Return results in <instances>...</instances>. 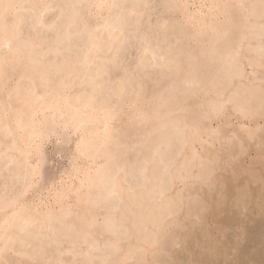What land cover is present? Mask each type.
Returning <instances> with one entry per match:
<instances>
[{"label": "rangeland", "instance_id": "1", "mask_svg": "<svg viewBox=\"0 0 264 264\" xmlns=\"http://www.w3.org/2000/svg\"><path fill=\"white\" fill-rule=\"evenodd\" d=\"M212 2L227 10L218 27L186 22L188 12L198 15ZM263 24L264 0H0V264H264ZM27 97L55 106L44 115L58 130L34 136L40 154L32 149L27 167L43 162L23 198L42 211L67 202L68 216L52 224L15 220L19 213L3 219L29 177L17 150L28 145L14 133L28 129L21 117ZM91 115L90 126L109 118L114 131L96 162L74 150L81 131L73 120ZM86 169L96 172L92 192L76 206ZM61 187H70L67 198Z\"/></svg>", "mask_w": 264, "mask_h": 264}, {"label": "bare ground", "instance_id": "2", "mask_svg": "<svg viewBox=\"0 0 264 264\" xmlns=\"http://www.w3.org/2000/svg\"><path fill=\"white\" fill-rule=\"evenodd\" d=\"M27 1V0H26ZM29 1V0H28ZM175 1V0H174ZM215 1H217V0H215ZM222 1V0H221ZM94 2V1H93ZM96 2V1H95ZM100 2V1H99ZM102 2V1H101ZM101 2H100V5H101ZM172 2V1H171ZM177 2V1H176ZM224 2V1H223ZM43 3V2H42ZM73 3V2H72ZM180 3V2H179ZM178 3V4H179ZM185 3V2H184ZM215 3H217V2H215ZM219 3H221V2H219ZM213 4V2L211 3V5H208V6H206V9H205V11L203 10L204 8H200L201 10H200V12H198V15H195L196 13H194V12H186L187 14L185 15V20H186V22L187 23H189V25L191 24V26L193 25V26H195L198 30H201V29H208V28H212L213 26H215V20H217V18H219V16L220 15H222V14H224L225 15V13L227 12V10H226V12H224L225 11V8H223V7H225V5L223 6V5H221V4ZM23 4V3H22ZM27 4H29V2L27 3ZM96 4H98L97 2L95 3V5L94 6H99V5H96ZM29 5H31V4H29ZM134 5V4H133ZM205 6V5H204ZM230 6V5H229ZM10 7V6H9ZM112 7V6H111ZM122 7V6H121ZM244 7V6H243ZM24 8V7H23ZM22 8V9H23ZM100 8H101V6H100ZM169 8V7H168ZM228 7H226V9H227ZM17 9H19V8H17ZM92 9V8H91ZM97 9L98 8H96V11H97ZM119 9V8H118ZM131 9V8H130ZM230 9V8H229ZM245 9H246V7H245ZM33 10H35V9H33ZM112 10V9H111ZM199 10V9H198ZM231 10V9H230ZM100 11V10H99ZM103 11V10H102ZM168 11V10H167ZM171 11H172V9H171ZM193 11V10H192ZM35 12V11H34ZM122 12V11H121ZM183 12V11H182ZM229 12V11H228ZM239 12V11H238ZM21 13V12H20ZM104 13V12H103ZM132 13H133V11H132ZM179 13V12H178ZM199 13H201L202 15H200L199 16ZM232 14L234 13V12H231ZM44 14V13H43ZM228 15H229V13H227ZM77 15V14H76ZM246 15V14H245ZM4 16V15H3ZM21 17V16H20ZM68 18V17H67ZM118 18V17H117ZM248 18V17H247ZM17 19V18H16ZM24 19V18H23ZM83 19V18H82ZM118 19H120V18H118ZM126 19V18H125ZM34 20V19H33ZM38 20V19H37ZM231 21H233V19H230ZM235 20V19H234ZM244 20V19H243ZM20 21V20H19ZM227 22V21H226ZM234 22V21H233ZM36 23V22H35ZM68 23V22H67ZM218 23V22H217ZM107 24V23H106ZM186 24V23H185ZM225 24V23H224ZM230 24V23H229ZM18 25V24H17ZM32 25V24H31ZM248 25V24H247ZM264 25V24H263ZM96 26V25H95ZM224 26H226V25H224ZM230 26V25H229ZM243 26V25H242ZM27 27V26H26ZM104 27V26H103ZM184 27V26H183ZM216 27H218V25H216L215 26V28ZM221 27V26H220ZM219 27V28H220ZM254 27V26H253ZM20 28V27H19ZM64 28V27H63ZM195 28V29H196ZM98 29V28H97ZM182 29V28H181ZM185 29V28H184ZM190 29V28H189ZM193 29H194V27H193ZM256 29V28H255ZM261 29V28H260ZM179 30H180V28H179ZM221 30V29H220ZM66 31H67V29H66ZM71 31V30H70ZM111 31V30H110ZM189 31V30H188ZM95 32V31H94ZM104 32V31H103ZM178 32V31H177ZM190 32V31H189ZM254 32V31H253ZM112 33V32H111ZM110 33V34H111ZM115 33V32H114ZM179 33V32H178ZM26 34V33H25ZM109 34V35H110ZM181 34V33H180ZM190 34V33H189ZM205 34V33H204ZM242 34V33H241ZM96 35V34H95ZM112 35V34H111ZM238 35H239V33H238ZM24 36V35H23ZM94 36V35H93ZM92 36V37H93ZM98 36V35H97ZM218 36H220V35H218ZM0 37H2V36H0ZM230 37V36H229ZM260 37V36H259ZM19 38V37H18ZM245 38V37H244ZM26 39V38H25ZM24 39V40H25ZM228 39V38H227ZM232 39V38H231ZM5 40V39H4ZM19 40V39H18ZM21 40V39H20ZM44 40V39H43ZM214 40V39H213ZM200 41H201V39H200ZM225 41V40H224ZM20 42V41H19ZM34 42V41H33ZM40 42V41H39ZM64 42V41H63ZM86 42V41H85ZM206 42H207V39H206ZM240 42H241V39H240ZM22 43V42H21ZM92 43V42H91ZM187 43V42H186ZM210 43H211V41H210ZM223 43V42H222ZM236 43H239V42H236ZM16 44V43H15ZM28 44V43H27ZM40 44V43H39ZM100 44V43H99ZM97 45V44H96ZM258 45V44H257ZM1 46V45H0ZM19 46H21V45H19ZM24 46V45H23ZM194 46V45H193ZM214 46V45H213ZM227 46V45H226ZM230 46V45H229ZM250 46V45H249ZM25 47V46H24ZM37 47V46H36ZM93 47V46H92ZM233 47H236V46H233ZM264 48V47H263ZM185 49V48H184ZM201 49V48H200ZM234 49H236V48H234ZM262 49V48H261ZM202 50V49H201ZM222 50V49H221ZM195 51V50H194ZM212 51V50H211ZM224 51V50H223ZM226 51V50H225ZM34 52V51H33ZM216 52V51H215ZM88 53V52H87ZM198 53V52H197ZM217 53V52H216ZM219 53V52H218ZM224 54V53H223ZM104 55V54H103ZM213 56V55H212ZM90 57V56H89ZM113 57V56H112ZM197 57H198V55H197ZM221 57V56H220ZM258 57V56H257ZM89 59V58H88ZM219 59V58H218ZM261 59V58H260ZM13 60V59H12ZM35 60V59H34ZM84 60V59H83ZM262 60V59H261ZM11 61V60H10ZM229 62V61H228ZM11 64V63H10ZM225 64V63H224ZM233 66V65H232ZM11 68V67H10ZM37 69V68H36ZM101 70V69H100ZM3 71V70H2ZM28 71V70H27ZM38 71H39V69H38ZM182 71V70H181ZM108 72V71H107ZM115 72V71H114ZM42 73H44V71L42 72ZM60 73V72H59ZM8 75V74H7ZM101 75V74H100ZM61 77V76H60ZM59 77V78H60ZM89 77H90V75H89ZM32 78V77H31ZM62 78V77H61ZM231 78V77H230ZM4 79H5V77H3V74L1 73V71H0V86H2L3 85V83H4ZM46 79V78H45ZM69 79V78H68ZM43 80V79H42ZM67 80V79H66ZM9 81V80H8ZM78 82V81H77ZM124 82V81H123ZM186 82H187V80H186ZM121 83V82H120ZM101 84V83H100ZM83 85V84H82ZM6 86V85H5ZM55 86H56V84H55ZM54 86V87H55ZM95 86V85H94ZM98 86V85H97ZM59 87H60V85H59ZM103 87V86H102ZM22 88V87H21ZM57 89H58V87H56ZM56 89V90H57ZM67 89V88H66ZM34 90V89H33ZM62 91L64 90L63 89V87H62V89H61ZM81 90V89H80ZM38 92H39V90H37ZM42 91V90H41ZM40 91V92H41ZM65 91V90H64ZM74 91H75V89H74ZM150 91V90H149ZM21 92V91H20ZM31 92V91H30ZM57 92V91H56ZM66 92V91H65ZM100 92H101V90H100ZM227 92V91H226ZM33 93V92H32ZM58 93H59V91H58ZM68 93H70V92H68ZM2 94V93H1ZM30 94V93H29ZM67 94V93H66ZM85 94V93H84ZM87 94V93H86ZM193 94V93H192ZM23 96H25V95H23ZM42 96H44V94L42 95ZM63 96V95H62ZM69 96V95H68ZM86 96V95H85ZM40 97V96H39ZM59 97V96H58ZM64 97V96H63ZM126 97V96H125ZM60 98V97H59ZM62 98V97H61ZM69 98V97H68ZM67 98V99H68ZM93 98V97H92ZM123 98V97H122ZM151 98V97H150ZM225 98V97H224ZM17 99H23L22 98V96H21V94H20V96L17 98ZM49 99H50V97H49ZM48 98H47V100H49ZM63 99H66V95H65V97L63 98ZM66 99V100H67ZM70 99V98H69ZM68 99V100H69ZM105 99V98H104ZM126 99H127V97H126ZM146 99V98H145ZM54 100V99H53ZM67 100V101H68ZM72 100V99H71ZM75 100V99H74ZM118 100V99H117ZM133 100V99H132ZM3 101V100H2ZM86 101V100H85ZM90 100H88V102H89ZM108 101V100H107ZM119 101V100H118ZM127 101V100H126ZM59 102H61V101H59ZM63 102V101H62ZM66 102V101H65ZM101 102H102V100H101ZM104 102V101H103ZM120 102V101H119ZM194 102V101H193ZM92 103V102H91ZM118 103V102H117ZM121 103V102H120ZM119 103V104H120ZM136 103V102H135ZM144 103V102H143ZM56 104H58V103H55V105ZM74 104V103H73ZM77 104V103H76ZM80 104V103H79ZM106 104V103H105ZM104 104V106H106ZM122 104V103H121ZM125 104V103H124ZM193 104H195V103H193ZM201 104V103H200ZM67 105V104H66ZM69 105V104H68ZM72 105V104H71ZM84 105H85V103H84ZM97 105V104H96ZM114 105V104H113ZM196 105V104H195ZM221 105V104H220ZM52 106V108H53V105H51L50 103H44V104H41V103H39V102H36L34 99H32V98H30V99H28V97L25 99V100H23V105H22V110H23V114L21 115V117L23 118V120L25 121V124L28 126V129L26 130V131H22V132H20V131H18L17 130V128H15V130H14V133H15V136H16V138L17 139H19V141H22L21 143H26V146L28 145V147L25 149H22L20 146H21V144H20V146H19V149H18V145H17V150H18V152L20 151V157H21V159H22V165L24 166L23 168V170L26 172L27 171V174L29 175V177H28V179H27V182H23V184H25V186H24V188L21 190V192H19L18 190V194L15 196V198L14 199H12L6 206H5V208H4V210H7L9 213H8V215L6 216V217H4L3 219L4 220H7V217H11V216H13L14 214H17V213H19L20 215L18 216V218H16L15 220H17V219H22V218H25V220H26V218L27 217H30V219L31 218H33V220H35V221H37L39 224H42L45 220H46V222H50V220H51V224H52V222H53V218H57V217H60V216H66L69 212H70V206L69 205H67V204H65V203H67V202H64V204L62 203L63 201H61V203H60V199H59V210L57 211V210H54L53 208H50L49 207V205H48V207L49 208H46V206L47 205H45V211L43 210H41L40 209V206L39 205H37V206H39V208H35V206L33 207L30 203H28L26 200H24L23 198H24V196H25V193L27 192V190L28 189H30L31 187H33V184L35 183V178H36V176L38 175L39 176V174H40V166L42 165V162H43V160H42V162L41 163H39V164H41L40 166L38 165V161H36V163L35 164H31L30 166L31 167H27V166H29L28 164H30V153H31V150L32 149H35L39 154H40V145L42 144H40V142H39V144H35V145H32L31 143H33L32 141L34 140V136H37L40 140L42 139V138H44V136L43 135H45V136H47L48 134H50V133H56L57 132V130H58V126H57V121L55 122V121H53V120H51V119H49L48 117L46 118L45 117V115H44V111H45V109H49L50 107ZM58 106V105H57ZM82 106V105H81ZM87 106H89V105H87ZM110 106L111 105H108V109H110ZM204 106V105H203ZM102 107H103V105H102ZM101 107V108H102ZM124 107V106H123ZM134 107H135V105H134ZM214 107V106H213ZM54 108H55V106H54ZM53 108V109H54ZM60 108V107H59ZM58 108V109H59ZM69 108H71L70 107V105H69ZM73 108H76V107H73ZM85 108H86V106H85ZM88 108V107H87ZM118 108V107H117ZM132 108V107H131ZM187 108H188V106H187ZM99 109V108H98ZM97 109V110H98ZM104 109V108H103ZM102 109V110H103ZM108 109H105V110H107L108 111ZM135 109V108H134ZM138 109V108H137ZM60 110V109H59ZM84 110V109H83ZM96 111V109H94L93 108V111ZM113 110L115 111V105L113 106ZM119 110V109H118ZM118 110H117V112H118ZM236 110V109H235ZM70 112H71V110H69ZM73 111V110H72ZM76 111H78V110H76ZM85 111V110H84ZM111 111V110H110ZM217 111V110H216ZM60 112V111H59ZM116 112V113H117ZM121 112V111H120ZM132 112H134V111H132ZM131 112V113H132ZM137 112V111H136ZM57 113V112H56ZM65 113V112H64ZM74 113H75V111H74ZM90 113H91V111H90ZM95 113V112H94ZM141 113V112H140ZM185 113V112H184ZM46 114V113H45ZM58 114V113H57ZM69 114H71V113H69ZM77 114H79V113H77ZM77 114H75V115H77ZM82 114V113H81ZM119 114H121V113H119ZM118 114V115H119ZM149 114V113H148ZM195 114H196V112H195ZM43 116V117H41V118H38V116ZM54 115H55V113H54ZM63 115V114H62ZM80 115V114H79ZM79 115H78V117H79ZM85 115V114H84ZM84 115H81L82 117H84ZM108 115V114H107ZM156 115V114H155ZM188 115V114H187ZM74 116V115H73ZM88 116V115H87ZM97 116L99 117V114H97ZM57 117H58V115H57ZM68 117H69V115H68ZM77 117V116H76ZM75 117V118H76ZM82 117H80V118H82ZM101 117H103V116H101ZM115 117H116V115H115ZM128 117V116H127ZM12 118V117H11ZM61 118V117H60ZM72 118V117H71ZM90 120L87 122H84V120L82 121V119L81 120H73V125H74V130H77V129H79L80 131H81V136H80V139L78 140V142H76L77 144L76 145H74V146H76L75 148L76 149H74V150H76L77 151V153L78 154H80V155H86L87 157H89V158H91L92 159V162H96L97 161V159H99L100 157H102V155H100V154H98L97 153V149L98 148H100L99 146L100 145H103V146H105L104 145V143L105 142H108V138L112 135V133L114 132L112 129H113V127H112V129L111 128H109L108 127V124H109V118H97V122L95 123V124H92V126H90L89 124H90V122L91 121H93V119L95 120V116H90V117H88ZM87 118V119H88ZM52 119H53V117H52ZM73 119V118H72ZM79 119V118H78ZM117 119V118H116ZM187 121H188V118H185ZM12 120V119H11ZM58 120V119H57ZM131 120H133V119H131ZM161 120V119H160ZM14 121V120H13ZM63 121V120H62ZM206 121V120H205ZM94 122V121H93ZM133 122V121H132ZM2 123H3V121H2ZM152 123V122H151ZM163 123V122H162ZM21 125H22V123H20ZM60 124V123H59ZM72 124V123H71ZM125 124V123H124ZM186 124H188V122H186ZM6 125V124H5ZM8 125V124H7ZM6 125V126H7ZM120 125V124H119ZM144 125V124H143ZM142 125V126H143ZM185 125V124H184ZM63 126V125H62ZM64 126H65V124H64ZM99 126H104V128H102V130L100 131L99 129H100V127ZM193 126V125H192ZM66 127H67V125H66ZM175 127V126H174ZM7 128V127H6ZM20 128V127H19ZM60 128V127H59ZM62 128V127H61ZM8 129V128H7ZM135 129V128H134ZM198 129V128H197ZM202 129V128H201ZM201 129H198V130H200L201 131ZM9 130V129H8ZM67 130H68V128H67ZM180 130V129H179ZM196 130V129H195ZM63 131H64V128H63ZM262 131V130H261ZM9 132V131H8ZM67 132V131H66ZM181 132V131H180ZM196 132V131H195ZM198 132V131H197ZM10 133V132H9ZM14 133L13 134H11V135H14ZM59 133V132H58ZM62 132L60 131V134H61ZM183 133V132H182ZM205 133V132H204ZM207 133V132H206ZM67 134V133H66ZM116 134V133H115ZM114 134V135H115ZM124 134V133H123ZM122 134V131H121V135L120 136H122L123 135ZM181 134V133H180ZM184 134V133H183ZM57 135V134H56ZM62 135V134H61ZM69 135V134H68ZM133 135V134H132ZM189 135V134H188ZM63 136V135H62ZM62 136H61V138H62ZM117 136H118V134H117ZM181 136V135H180ZM195 136V135H194ZM64 137H67V135L66 136H64ZM119 137V136H118ZM3 138V137H2ZM115 138V137H114ZM117 138V137H116ZM198 138H199V136H198ZM207 138V137H206ZM260 138V137H259ZM258 138V139H259ZM58 139V138H57ZM64 139V138H63ZM69 139V138H68ZM120 139V138H119ZM146 139V138H145ZM13 139H11V141H12ZM39 140V141H40ZM44 140V139H43ZM64 140H66V138L64 139ZM16 141V140H15ZM38 141V140H37ZM111 141V140H110ZM142 141H143V139H142ZM155 141V140H154ZM262 141H263V139H262ZM6 142V141H5ZM3 143V144H5L6 145V143ZM10 142V141H9ZM14 142V141H13ZM67 142V141H66ZM255 142H256V140H255ZM258 142V141H257ZM12 143V142H11ZM19 143V142H18ZM109 143V142H108ZM113 143H114V141L112 140V145H113ZM117 143L118 142H116V145H117ZM120 143V142H119ZM183 143V142H182ZM189 143H192V142H189ZM197 143H199V142H197ZM196 143V144H197ZM261 143V142H260ZM67 144V143H66ZM142 144V143H141ZM252 144V143H251ZM255 144V143H254ZM264 144V143H263ZM13 144H11V146H12ZM126 145V144H125ZM190 145V144H189ZM253 145V144H252ZM258 145V144H257ZM7 146V148H8V145H6ZM11 146H10V149H11ZM23 146V145H22ZM203 146V145H202ZM206 146V145H205ZM110 147V146H109ZM204 147V146H203ZM244 147V146H243ZM2 148V147H1ZM127 148V147H126ZM143 148V147H142ZM150 148V147H149ZM13 149V148H12ZM193 149V148H192ZM4 150V149H3ZM3 150H2V152H3ZM9 150V149H8ZM104 150V149H103ZM10 151H12V150H10ZM43 151V150H42ZM146 151V150H145ZM194 151V150H193ZM17 152V153H18ZM124 152V151H123ZM4 153V152H3ZM35 153V152H34ZM43 153V152H42ZM72 153V152H71ZM76 153V154H77ZM121 153V152H120ZM130 153V152H129ZM194 153V152H193ZM119 154V153H118ZM113 155H115L116 156V154H114L113 153ZM112 155V156H113ZM129 154H127V156H128ZM131 155V154H130ZM198 155V154H197ZM39 156V155H38ZM257 156H259V155H257ZM264 156V155H263ZM10 157V156H9ZM105 157V159L107 160V157L106 156H104ZM110 156H108V158H109ZM117 157V156H116ZM260 157V156H259ZM262 157V156H261ZM74 158H76V157H74ZM86 158V157H85ZM263 158V157H262ZM6 159V158H5ZM77 159V158H76ZM87 159V158H86ZM112 159H113V161H114V158L112 157ZM264 159V158H263ZM34 160V159H33ZM40 160V159H39ZM110 160V159H109ZM117 160V159H116ZM124 160V159H123ZM123 160H120L121 162L123 161ZM127 160V159H126ZM10 161V160H9ZM75 161V160H74ZM111 161V164L113 163L112 162V160H110ZM136 161V160H135ZM254 161V160H253ZM8 162V161H7ZM115 162V161H114ZM124 162H126V161H124ZM17 163H19V162H17ZM74 163V162H73ZM88 163V162H87ZM108 163V162H107ZM106 163V164H107ZM116 163V162H115ZM119 162H118V160H117V164H118ZM131 163V162H130ZM7 164V163H6ZM71 164H72V162H71ZM116 164V165H117ZM134 164V163H133ZM148 164H149V162H148ZM14 165V164H13ZM17 165V164H16ZM80 165V164H79ZM108 165V164H107ZM138 165V164H137ZM261 165V164H260ZM77 166H78V164H77ZM98 166V165H97ZM124 166V165H123ZM145 166V165H144ZM143 166V167H144ZM6 167V166H5ZM8 167H10V166H8ZM16 167V166H15ZM25 167H26V169L27 170H25ZM109 167V166H108ZM117 167H119V164H118V166ZM258 167V166H257ZM7 168V167H6ZM5 168V169H6ZM20 168H22V167H20ZM73 168V167H72ZM71 168V169H72ZM135 168V167H134ZM133 168V169H134ZM253 168V166L251 167V169ZM70 169V168H69ZM95 169V168H94ZM150 169V168H149ZM250 169V170H251ZM18 170H19V166H18ZM77 170V169H76ZM151 170V169H150ZM154 170V169H153ZM19 171H22V170H19ZM19 171H18V173H19ZM85 171V170H84ZM84 171H82L83 172V174H84V177L82 178V179H80V185L79 186H77L76 187V189H75V191L73 192V193H76L75 195V197H76V201L75 202H73L76 206H79L80 204H82L84 201H85V199H87V198H89V195H91V192H92V185H93V183H94V176L92 175L93 173H94V175L96 174V172L95 171H92L93 173H90L89 171L90 170H87L86 169V171L87 172H84ZM113 171V170H112ZM125 171V170H124ZM144 171H145V168H144ZM122 172V171H121ZM251 172H252V170H251ZM110 173V172H109ZM108 173V174H109ZM124 173V172H123ZM126 173V172H125ZM145 173H146V171H145ZM176 173H178V171L176 172ZM16 174V173H15ZM20 174H21V172H20ZM23 174H25V173H23ZM22 174V175H23ZM64 174V173H63ZM82 174V175H83ZM111 174H113V173H111ZM129 174V173H128ZM127 174V175H128ZM173 174V173H172ZM18 175V174H17ZM26 175V174H25ZM24 175V179L26 178V176ZM65 175V174H64ZM68 175V174H67ZM73 175V174H72ZM107 175V174H106ZM174 175V174H173ZM178 175H179V173H178ZM252 175V174H251ZM74 176V175H73ZM96 176V175H95ZM110 176V175H109ZM113 176H115V175H113ZM249 176V175H248ZM14 177V176H13ZM148 177V176H147ZM176 177V176H175ZM178 177V176H177ZM261 177V176H260ZM19 178V177H18ZM41 178V177H40ZM40 178H38V179H40ZM121 178V177H120ZM179 178V177H178ZM15 179V178H14ZM64 179V178H63ZM68 179V178H67ZM112 179V178H111ZM122 180H124L123 178H121ZM180 179H181V177H180ZM234 179V178H233ZM246 179V178H245ZM78 180V179H77ZM177 180H179V179H177ZM248 180V179H247ZM14 181V180H13ZM24 181H26V179L24 180ZM59 181V180H58ZM66 181V180H65ZM106 181V180H105ZM117 181V180H116ZM144 181V180H143ZM147 181V180H146ZM152 181V180H151ZM246 181V180H245ZM97 182V181H96ZM109 182V181H108ZM107 182V183H108ZM130 182V181H129ZM263 182V181H262ZM79 183V182H78ZM112 183V182H111ZM253 183V182H252ZM4 184V183H3ZM114 184V183H113ZM154 184V183H153ZM34 185H36V184H34ZM51 185V184H50ZM63 185V184H62ZM115 185H116V183H115ZM117 185H120V184H117ZM260 185V184H259ZM65 186V185H64ZM70 186V185H69ZM106 186H108V185H106ZM153 186V185H152ZM261 186V185H260ZM259 186V187H260ZM6 187V186H5ZM5 187H4V190H5ZM21 187H22V184H21ZM105 187V186H104ZM110 187H112V186H110ZM120 187H122V186H120ZM119 187V188H120ZM132 187V186H131ZM154 187V186H153ZM2 188V187H1ZM10 188V187H9ZM70 187H66V188H63V190H62V187H61V190H62V192L61 193H64V194H62L61 196L62 197H68L67 195L68 194H66L70 189H69ZM124 188V187H123ZM7 189V188H6ZM41 189V188H40ZM105 189H107V188H105ZM109 189V188H108ZM125 189V188H124ZM129 189V188H128ZM134 189V188H133ZM19 190H20V188H19ZM57 190V189H56ZM55 190V191H56ZM120 190H121V188H120ZM135 190V189H134ZM238 190V189H237ZM1 191V190H0ZM16 191V192H17ZM49 191V190H48ZM58 191V190H57ZM118 191V190H117ZM126 191V190H125ZM151 191V190H150ZM254 191V190H253ZM5 192H6V190H5ZM60 192V191H59ZM59 192H56V193H58L59 194ZM108 192V191H107ZM119 192V191H118ZM117 192V193H118ZM10 193V192H9ZM48 193V192H47ZM54 193V192H53ZM102 193V192H101ZM115 193V192H114ZM133 193V192H132ZM131 193V194H132ZM14 194H15V192H14ZM55 194V193H54ZM105 194H106V192H105ZM108 194V193H107ZM60 195V194H59ZM58 195V197L57 198H60V196ZM117 195V194H116ZM115 195V196H116ZM147 195V194H146ZM236 195V194H235ZM250 195V194H249ZM13 196V195H12ZM37 196V195H36ZM47 196V195H46ZM57 196V195H56ZM107 196V195H106ZM149 196V195H148ZM150 196H151V193H150ZM2 197V196H1ZM124 197V196H123ZM135 197H136V195H135ZM49 198V197H48ZM107 198V197H106ZM119 198V197H118ZM250 198V197H249ZM62 199V198H61ZM110 199V198H109ZM7 201L6 202H8V200H9V198L7 197V199H6ZM92 200V199H91ZM64 201H67V200H65L64 199ZM119 201V200H118ZM247 201V200H246ZM56 202V201H55ZM110 202V201H109ZM134 202H135V200H134ZM1 203V202H0ZM35 203V202H34ZM37 203V202H36ZM135 203H137V202H135ZM3 204V203H2ZM4 204H5V202H4ZM3 204V205H4ZM84 204V203H83ZM105 204V203H104ZM108 204V203H107ZM112 204V203H111ZM118 204H120V202L118 203ZM118 204H117V206H118ZM44 205V204H43ZM58 205V204H57ZM109 205V204H108ZM107 205V206H108ZM113 205V204H112ZM100 206V205H99ZM116 206V207H117ZM120 206V205H119ZM125 206V205H124ZM127 206V205H126ZM131 206H132V204H131ZM110 207V206H109ZM129 207H127V209H128ZM2 209V208H1ZM85 209V208H84ZM244 209V208H243ZM86 210V209H85ZM57 211V212H56ZM115 211V210H114ZM132 211V210H131ZM118 211H116V213H117ZM133 212V211H132ZM7 213V212H6ZM116 213H114V214H116ZM120 213H121V211H120ZM134 213V212H133ZM84 214V213H83ZM107 214V213H106ZM118 214V213H117ZM116 214V215H117ZM128 214V213H127ZM245 214V213H244ZM80 215V214H79ZM82 215V214H81ZM80 215V216H81ZM122 214H120V216H121ZM68 216V215H67ZM66 216V217H67ZM105 216V215H104ZM111 216V215H110ZM115 216V215H114ZM82 217V216H81ZM135 217V216H134ZM73 218V217H72ZM123 218V217H122ZM131 218V217H130ZM47 219H48V221H47ZM59 219V218H58ZM89 219V218H88ZM236 219V218H235ZM255 219V218H254ZM3 220V222H6V221H4ZM15 220H13L12 219V221H14L15 223L16 222H18V221H15ZM29 220V219H28ZM61 220V219H60ZM73 220H74V218H73ZM109 220V219H108ZM114 220V219H113ZM120 220V219H119ZM223 220V219H222ZM248 220V219H247ZM10 221V220H9ZM9 221H7V222H9ZM12 221H11V223H12ZM32 221V220H31ZM55 221H56V219H55ZM61 221H63V219L61 220ZM75 221V220H74ZM116 221V220H115ZM123 221H125V220H123ZM134 221V220H133ZM230 221V220H229ZM237 221V220H236ZM13 222V223H14ZM20 222V221H19ZM37 222H33L32 221V223L35 225ZM77 222V221H76ZM231 222V221H230ZM11 223H7V224H11ZM61 223V222H60ZM70 223V222H69ZM75 223V222H74ZM108 223V222H107ZM115 223V222H114ZM118 223V222H117ZM224 223V222H223ZM6 224V228L3 226V229L5 228L6 230H5V232L7 231V229H9V228H7V227H9L8 225ZM31 224V223H30ZM38 224V225H39ZM73 224V223H72ZM123 224V223H122ZM124 224H126V223H124ZM3 225H5V224H3ZM44 225H45V223H44ZM61 225V224H60ZM19 226V225H18ZM22 226V225H21ZM25 226H27V225H25ZM67 226V225H66ZM69 226V225H68ZM101 226V225H100ZM250 226V225H249ZM134 227V226H133ZM0 228H2V227H0ZM12 228V227H11ZM20 228V227H19ZM42 228V227H41ZM48 228H49V226H48ZM91 228V227H90ZM121 228V227H120ZM124 228H126L127 229V227H125L124 226ZM132 228V227H131ZM257 228V227H256ZM37 229V228H36ZM106 229V228H105ZM125 229V230H126ZM251 229V228H250ZM250 229H248V230H250ZM44 230V229H43ZM49 230V229H48ZM133 230V229H132ZM135 230V229H134ZM118 231V230H117ZM11 232H12V229H11ZM38 232V231H37ZM52 232V231H51ZM67 232V231H66ZM120 232V231H119ZM128 232V231H127ZM137 232H138V230H137ZM1 233V232H0ZM14 233V232H13ZM22 233V232H21ZM87 233V232H86ZM110 233V232H109ZM112 233V232H111ZM260 233V232H259ZM33 234H34V232H33ZM32 234V235H33ZM61 234V233H60ZM62 234H63V232H62ZM139 234V233H138ZM249 234L251 235V233L249 232ZM3 235V234H2ZM2 235H0V238L2 237ZM39 235V234H38ZM58 235V234H57ZM221 235V234H220ZM5 236V235H4ZM8 236H9V234H8ZM123 236V235H122ZM136 236V235H135ZM138 236H140V235H138ZM249 236V235H248ZM23 237V236H22ZM45 237V236H44ZM43 237V238H44ZM61 237V236H60ZM118 237V236H117ZM124 237V236H123ZM142 237V236H141ZM251 237V236H250ZM253 237V236H252ZM8 237H6V239H7ZM52 238V237H51ZM121 238V237H120ZM248 238V237H247ZM5 239V240H6ZM12 239V238H11ZM73 239V238H72ZM123 239V238H122ZM127 239H129V238H127ZM120 240V239H119ZM135 240V239H134ZM139 240V239H138ZM3 241V240H2ZM61 241V240H60ZM4 242V241H3ZM2 242V243H3ZM8 242V241H7ZM36 242V241H35ZM38 242V241H37ZM43 242V241H42ZM53 242V241H52ZM77 242V241H76ZM106 242H107V240H106ZM126 242V241H125ZM228 242V241H227ZM28 243V242H27ZM50 243V242H49ZM62 243V242H61ZM68 243V242H67ZM95 243V242H94ZM105 243V242H104ZM7 244V243H6ZM78 244V243H77ZM92 244V243H91ZM20 245V244H19ZM34 245V244H33ZM52 245V244H51ZM121 245V244H120ZM126 245H127V243H126ZM8 246V245H7ZM23 246H24V244H23ZM115 246H116V244H115ZM223 246V245H222ZM5 247V245L3 246V248ZM10 247V246H9ZM39 247V246H38ZM58 247V246H57ZM109 247V246H108ZM117 247H118V244H117ZM126 247V246H125ZM62 248V247H61ZM72 248V247H71ZM97 248V247H96ZM12 249V248H11ZM34 249V248H33ZM69 249V248H68ZM76 249H77V247H76ZM104 249V248H103ZM127 250H128V248H126ZM120 249H119V247H118V251H119ZM210 250V249H209ZM235 250V249H234ZM61 251V250H60ZM66 251V250H65ZM104 251H106V249L104 250ZM113 251H114V249H113ZM211 251V250H210ZM24 252V251H23ZM31 252H33V251H31ZM36 252V251H35ZM132 253V252H131ZM134 253V252H133ZM227 252H225L224 250H223V247H218V249H217V254L220 256V260L222 259L223 261H222V263H224L225 261H224V255L226 254ZM246 253V252H245ZM25 254V253H24ZM43 254H44V252H43ZM53 254V253H52ZM22 255V254H21ZM114 255V254H113ZM29 256V255H28ZM115 256V255H114ZM121 256H123V254L121 255ZM17 257V256H16ZM231 257V256H230ZM116 258V257H115ZM35 259V258H34ZM43 259H44V257H43ZM113 259V258H112ZM47 260V259H46ZM106 259H104V261H105ZM128 260H129V258H128ZM226 260V259H225ZM249 260V259H248ZM50 261V260H49ZM56 261V260H55ZM88 261V260H87ZM95 262H97V261H95ZM102 262H103V260H102ZM114 262V261H113ZM73 263V262H72ZM226 263V262H225ZM6 264H7V262H6ZM59 264V263H58ZM106 264V263H105ZM121 264H123V263H121ZM210 264V263H209Z\"/></svg>", "mask_w": 264, "mask_h": 264}]
</instances>
